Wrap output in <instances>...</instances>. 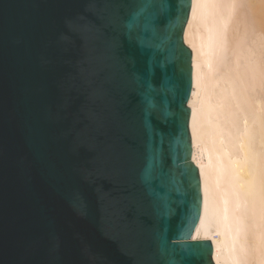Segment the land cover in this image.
Returning a JSON list of instances; mask_svg holds the SVG:
<instances>
[{"label":"water","instance_id":"obj_1","mask_svg":"<svg viewBox=\"0 0 264 264\" xmlns=\"http://www.w3.org/2000/svg\"><path fill=\"white\" fill-rule=\"evenodd\" d=\"M191 6L0 0V264H214Z\"/></svg>","mask_w":264,"mask_h":264},{"label":"bare ground","instance_id":"obj_2","mask_svg":"<svg viewBox=\"0 0 264 264\" xmlns=\"http://www.w3.org/2000/svg\"><path fill=\"white\" fill-rule=\"evenodd\" d=\"M191 161L201 182L194 240L214 264H264V0H192Z\"/></svg>","mask_w":264,"mask_h":264}]
</instances>
